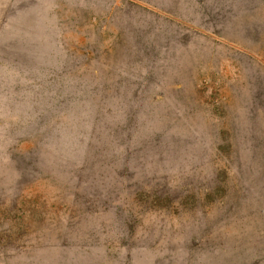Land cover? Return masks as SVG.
<instances>
[{"label":"rangeland","instance_id":"1","mask_svg":"<svg viewBox=\"0 0 264 264\" xmlns=\"http://www.w3.org/2000/svg\"><path fill=\"white\" fill-rule=\"evenodd\" d=\"M138 33L158 56L136 60ZM132 111L133 144L168 122L195 143L173 145L162 163L150 155L135 181L97 162L95 181L77 188L63 164L29 166L38 145L77 170L97 149L101 161L122 153L115 132ZM253 136L264 145V0H0V245L12 243L0 247V264H123L130 221L141 264H161L171 246L176 264L186 253L191 264H214L185 247L210 225L206 239L223 245L221 256L264 247V185L227 214L264 175ZM215 173L227 175L225 197L207 202L200 192L203 206H172L190 177ZM24 175L32 179L21 187ZM105 248L108 259L97 260Z\"/></svg>","mask_w":264,"mask_h":264},{"label":"clouds","instance_id":"2","mask_svg":"<svg viewBox=\"0 0 264 264\" xmlns=\"http://www.w3.org/2000/svg\"><path fill=\"white\" fill-rule=\"evenodd\" d=\"M117 3H119V0H117ZM133 7L134 5H129L127 9V14L129 16L132 15ZM129 27L131 28V25ZM133 30L135 31V29ZM172 39L180 40L181 38L177 33L172 37ZM137 44L139 47H141L144 53L143 56L136 57L137 61L142 62L146 57L151 59L158 56V53H156L154 49H149L146 45H144L143 33H138ZM144 75L148 87H150L153 83H156V74L151 70L150 67L146 66ZM138 94L139 90L137 95ZM188 108V114L190 115L191 105H188ZM137 123V112H130L126 127L117 129L115 132V135L119 139V143L124 151L122 153L114 154L111 158H105L101 161L100 157L102 155V150L97 149L94 153L97 159L90 160L86 158L83 167L77 170L74 166L75 161L65 159L59 153L44 157L38 145L36 151L32 155V159L29 161V166L33 167V172L39 173L42 171V163L48 165L63 164L68 171L73 173L76 180L78 181L76 185L77 188H80L82 185L88 184L89 182L95 181V166L97 162H102L109 167L119 165V167L116 168L118 169V171H116V174L120 177V179L135 181L137 172L134 169H143L144 162L150 155L158 153L159 160L162 163L165 160L164 153L167 151H171L173 145H175V151L178 152L181 149L185 148L188 144L195 143L194 140L177 136L173 131L175 128H177V124L168 122L159 130L150 132L148 134V138L136 144H133V133L134 130L137 129ZM125 133H127V135H125ZM169 133H172L171 136L169 135ZM213 135H215V133H213ZM253 140L255 141L254 151L251 157L253 165H255L259 169H264V145H262V142L260 141V138L258 136H253ZM92 148H95V145H92L89 150L91 151ZM245 178H247L246 174ZM31 179V176L24 175L22 177L21 187L24 183L30 182ZM226 180L221 181L219 173L209 175L206 180L199 179L197 176H192L186 181L182 189L177 192V198L172 206H174L178 202H181L182 207H186L191 210H194V208L197 206H203V202H201L199 196L200 192L204 193L205 201L214 203L227 195L228 189L225 187ZM261 185H264V175L257 177L255 185L249 184L248 186L243 187V194L237 198L234 204L230 205L227 214L231 215L234 213H238V210L242 206V202L249 199L253 187H259ZM127 187L130 189L131 187H133V185L129 183L127 184ZM97 194L99 195L100 193ZM185 194H187V197H185ZM185 198H187L188 200L187 204L182 203V200H184ZM85 203L87 205V210L92 211L93 209L91 206V202L85 200ZM105 206H107V202H105ZM261 211H264V209H261ZM253 214H255V212H253ZM136 227L137 225L135 222L130 221L128 223L127 228L129 238L123 241V243L119 246L118 260L122 261L123 264H127L129 257H131L132 264H141L139 258L134 255L135 250L141 248V246L135 244L133 240V237L136 234ZM214 227L215 225H210L202 230L199 238L193 237V239L185 245L188 252L192 254H195L197 252H207L209 254H213L214 264H264V247L259 246L254 249L242 247L238 253H234L231 256H221L220 253H217L215 250L217 248H221L223 245L206 239L208 233H210ZM158 243L159 242L155 243L154 245H152V247L156 248ZM64 246L67 248H71L72 242L66 239L64 242ZM0 247L10 248L12 247V243L9 242L6 246L0 245ZM176 251V247L171 246L169 253L166 256L158 258L161 261V264H176L172 255V253H175ZM109 252V248H105L103 256L97 257V260L101 258L108 259ZM112 252L115 253L117 251ZM185 257V264H191L190 258H188L187 253L185 254Z\"/></svg>","mask_w":264,"mask_h":264}]
</instances>
